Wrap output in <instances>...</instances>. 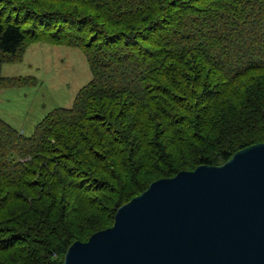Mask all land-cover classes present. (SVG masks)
<instances>
[{"label":"trees","instance_id":"obj_1","mask_svg":"<svg viewBox=\"0 0 264 264\" xmlns=\"http://www.w3.org/2000/svg\"><path fill=\"white\" fill-rule=\"evenodd\" d=\"M37 42L91 79L30 135L0 116V264H63L150 182L264 142V0H0V88Z\"/></svg>","mask_w":264,"mask_h":264},{"label":"water","instance_id":"obj_2","mask_svg":"<svg viewBox=\"0 0 264 264\" xmlns=\"http://www.w3.org/2000/svg\"><path fill=\"white\" fill-rule=\"evenodd\" d=\"M63 264H264V142L150 182Z\"/></svg>","mask_w":264,"mask_h":264},{"label":"rangeland","instance_id":"obj_3","mask_svg":"<svg viewBox=\"0 0 264 264\" xmlns=\"http://www.w3.org/2000/svg\"><path fill=\"white\" fill-rule=\"evenodd\" d=\"M4 76L34 77L15 87L0 88V116L25 135L56 107H70L77 91L91 79V72L82 51L76 47L37 42L25 51L23 59L2 65ZM177 144L173 153L177 163L186 161L189 169L197 148ZM192 155V156H191Z\"/></svg>","mask_w":264,"mask_h":264}]
</instances>
